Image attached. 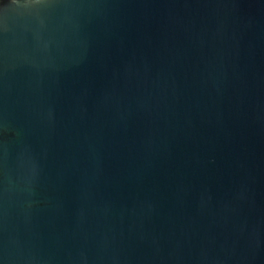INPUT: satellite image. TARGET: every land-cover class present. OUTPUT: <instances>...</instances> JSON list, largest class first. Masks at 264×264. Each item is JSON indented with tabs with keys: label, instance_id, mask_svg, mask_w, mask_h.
<instances>
[{
	"label": "water",
	"instance_id": "water-1",
	"mask_svg": "<svg viewBox=\"0 0 264 264\" xmlns=\"http://www.w3.org/2000/svg\"><path fill=\"white\" fill-rule=\"evenodd\" d=\"M0 264H264V0H0Z\"/></svg>",
	"mask_w": 264,
	"mask_h": 264
}]
</instances>
